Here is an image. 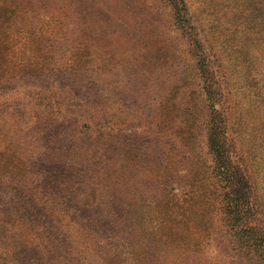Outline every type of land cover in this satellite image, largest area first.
Wrapping results in <instances>:
<instances>
[{"label":"rangeland","instance_id":"1","mask_svg":"<svg viewBox=\"0 0 264 264\" xmlns=\"http://www.w3.org/2000/svg\"><path fill=\"white\" fill-rule=\"evenodd\" d=\"M21 1L0 0V264H262L210 224L209 93L171 10ZM187 1L254 205L244 224L264 235L258 11L248 2L238 20L229 1Z\"/></svg>","mask_w":264,"mask_h":264},{"label":"trees","instance_id":"2","mask_svg":"<svg viewBox=\"0 0 264 264\" xmlns=\"http://www.w3.org/2000/svg\"><path fill=\"white\" fill-rule=\"evenodd\" d=\"M152 5L157 6L163 10H171L172 24L179 32L186 37L184 44H179L183 47V53L188 52L190 54V60L195 72L199 74L207 89L209 95H206L207 101L210 102L211 108L209 112V118L207 123V136H206V148L209 157V166L205 171L204 180V194L210 198L213 202V211L210 224L215 229V234H219L220 239L226 240L229 245L233 246L236 252L245 253L252 260H259L264 264V235L257 232V229L253 225H245L244 222L249 215H252L254 208L249 194L246 191L247 180L244 179L243 167L240 163L234 160L232 153L226 148V142L224 139L223 128L224 120L223 114L220 109L217 108L218 104V89L216 88V78L214 71L210 69V60L208 54H204L202 51V45L199 43L198 38L195 36V28L193 26V20L191 13L188 12L187 0H144ZM210 2L212 0H201L200 4L204 2ZM216 1V2H215ZM212 2L211 7L218 6L229 1L234 10L237 19L245 17L246 8L242 6L248 2H253V7L258 11V34L264 36V0H215ZM199 4V5H200ZM211 4V3H210ZM14 5L17 8H24V4L21 0H12V8ZM27 5V3H26ZM241 6V7H240ZM27 7V6H26ZM208 9V13H214L213 8L204 6ZM27 9V8H26ZM194 13V12H193ZM235 31L239 34H247L248 26L246 24L235 23ZM4 38H8L7 35ZM256 39V38H255ZM257 40V39H256ZM182 42V41H181ZM264 37L257 42V45L253 48V53L258 49H262L259 52V64L264 63ZM6 41L0 37V46H5ZM3 55V54H2ZM6 59L12 61L11 56H7ZM3 57V56H2ZM30 64L24 63L17 59V65H13L14 74L18 77L28 74ZM25 75H24V74ZM215 84V85H214ZM233 147V142H230ZM15 179V178H13Z\"/></svg>","mask_w":264,"mask_h":264}]
</instances>
